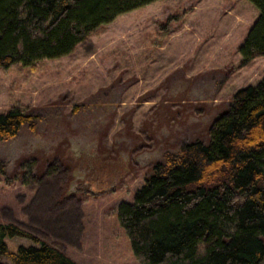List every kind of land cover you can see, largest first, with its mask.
Wrapping results in <instances>:
<instances>
[{"label": "rangeland", "instance_id": "1", "mask_svg": "<svg viewBox=\"0 0 264 264\" xmlns=\"http://www.w3.org/2000/svg\"><path fill=\"white\" fill-rule=\"evenodd\" d=\"M186 16L156 47V21ZM259 16L251 0H156L100 26L75 50L36 69L0 68V112L21 104L36 115L0 160L28 185L0 181V221L28 228L80 264H142L116 207L166 152L207 139L234 93L264 77V56L240 66V46Z\"/></svg>", "mask_w": 264, "mask_h": 264}, {"label": "trees", "instance_id": "2", "mask_svg": "<svg viewBox=\"0 0 264 264\" xmlns=\"http://www.w3.org/2000/svg\"><path fill=\"white\" fill-rule=\"evenodd\" d=\"M154 1L0 0V68L34 70L72 53L119 15ZM251 1L259 16L239 48L240 66L264 56V0ZM187 12L156 21V47ZM35 117L21 104L0 112V140L16 137ZM21 166L13 174L0 160V181L30 184L35 160ZM116 212L142 264H264V77L234 93L207 139L166 152L132 201L119 202ZM13 237L39 240L19 223L0 221V264H80L55 244L12 246Z\"/></svg>", "mask_w": 264, "mask_h": 264}]
</instances>
